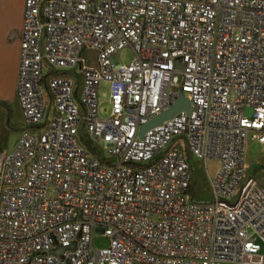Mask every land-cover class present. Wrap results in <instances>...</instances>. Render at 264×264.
Here are the masks:
<instances>
[{"label": "built area", "instance_id": "built-area-1", "mask_svg": "<svg viewBox=\"0 0 264 264\" xmlns=\"http://www.w3.org/2000/svg\"><path fill=\"white\" fill-rule=\"evenodd\" d=\"M17 93L40 131L0 156V264H264V0H25Z\"/></svg>", "mask_w": 264, "mask_h": 264}, {"label": "rangeland", "instance_id": "rangeland-1", "mask_svg": "<svg viewBox=\"0 0 264 264\" xmlns=\"http://www.w3.org/2000/svg\"><path fill=\"white\" fill-rule=\"evenodd\" d=\"M25 0H6L7 10H11L13 13L19 14L20 7ZM96 54L94 51H85L84 56L90 60V64H94L95 60L92 59ZM134 50L128 46L122 49L116 56V60L121 64H129L134 59ZM100 97L102 99L101 114L103 117H107L110 113V87L108 84L103 83L100 88ZM247 112L250 114L251 110ZM46 122V119H45ZM43 126L42 129H44ZM40 128L35 126H29L21 112V105L17 97H4L0 98V154L2 152L11 151L17 144L19 139L25 133L37 135ZM91 148L96 146L90 145ZM103 157L109 158L105 153ZM191 160L194 165L195 175L197 184L193 188L189 199L197 200L199 202H207L211 200V192L207 184V173L205 169V162L201 159L191 156ZM210 174L216 176L219 171L220 164L216 160H210L208 162ZM246 174L248 177L257 178L260 183L264 186V144L257 140H249L247 155H246ZM94 245L98 248H103L108 245V238L96 234L94 239ZM264 253V248L262 252Z\"/></svg>", "mask_w": 264, "mask_h": 264}, {"label": "crops", "instance_id": "crops-1", "mask_svg": "<svg viewBox=\"0 0 264 264\" xmlns=\"http://www.w3.org/2000/svg\"><path fill=\"white\" fill-rule=\"evenodd\" d=\"M6 4V0H0V98L9 96L19 99L17 81L21 60L25 1L20 7L19 14L7 10ZM4 153L7 151L2 152L0 156Z\"/></svg>", "mask_w": 264, "mask_h": 264}, {"label": "water", "instance_id": "water-1", "mask_svg": "<svg viewBox=\"0 0 264 264\" xmlns=\"http://www.w3.org/2000/svg\"><path fill=\"white\" fill-rule=\"evenodd\" d=\"M191 101L184 95L183 91L180 90L179 97L176 101L170 105L169 108L164 110L161 114L155 116L149 120L146 124L141 126L140 137L143 138L145 133L150 129L162 125L164 121L172 119L177 113L182 110H190Z\"/></svg>", "mask_w": 264, "mask_h": 264}, {"label": "bare ground", "instance_id": "bare-ground-1", "mask_svg": "<svg viewBox=\"0 0 264 264\" xmlns=\"http://www.w3.org/2000/svg\"><path fill=\"white\" fill-rule=\"evenodd\" d=\"M189 160H190V159H189ZM190 162L192 163V161H191V160H190ZM192 164H193V163H192ZM193 166H194V165H193ZM194 172H195V170H194ZM216 175H217V174H216ZM194 187H195V186H194ZM194 187H193V188H194Z\"/></svg>", "mask_w": 264, "mask_h": 264}]
</instances>
